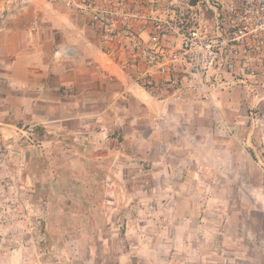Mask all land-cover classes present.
<instances>
[{
    "label": "rangeland",
    "instance_id": "obj_1",
    "mask_svg": "<svg viewBox=\"0 0 264 264\" xmlns=\"http://www.w3.org/2000/svg\"><path fill=\"white\" fill-rule=\"evenodd\" d=\"M204 1L162 3L227 42L217 62L176 21L159 73L70 42L89 22L55 0H0V264H264V47L244 2Z\"/></svg>",
    "mask_w": 264,
    "mask_h": 264
},
{
    "label": "built area",
    "instance_id": "obj_2",
    "mask_svg": "<svg viewBox=\"0 0 264 264\" xmlns=\"http://www.w3.org/2000/svg\"><path fill=\"white\" fill-rule=\"evenodd\" d=\"M68 9L75 10L86 18L89 27L96 34L99 49L103 54L111 52L114 48H126L128 60L132 63H144L155 72L164 73L167 61L166 49L161 37L174 29V23L179 21L185 28L181 43L183 57L194 61V66L202 69L210 67L217 62L222 45L218 36L201 38L195 41L194 34L190 32L189 10L201 11L205 3L199 0L194 6L188 0H183L188 11L182 14L180 20L173 10V3L169 4L168 11L163 10L162 0H55ZM229 0V11L235 13V2ZM244 2V13L252 16L250 25H244L240 33L250 35L253 42L251 47L259 50L264 47V0H241ZM208 9L214 13L213 27L217 34L220 24L216 7L206 2ZM231 41H234V39ZM114 51V50H113ZM107 52V53H106ZM145 85L151 86L153 80L149 75L142 74L138 77ZM155 84V82H154Z\"/></svg>",
    "mask_w": 264,
    "mask_h": 264
},
{
    "label": "crops",
    "instance_id": "obj_3",
    "mask_svg": "<svg viewBox=\"0 0 264 264\" xmlns=\"http://www.w3.org/2000/svg\"><path fill=\"white\" fill-rule=\"evenodd\" d=\"M76 17L80 18V16L77 15V14H76ZM70 30L76 32L74 39H71L70 42H88V40H87L88 39L87 38L88 34L91 35L94 38L95 42H98V38H97L96 34L91 30L90 27H88V28L86 27V28L83 29L81 26L73 25V26H71ZM83 30L85 31V33H83ZM60 42H68V40L61 39ZM65 46H66V43H63L62 46L59 47V50L63 52ZM89 50H91L90 47H89ZM91 54H92V52H91ZM93 61L100 62V63L102 62L101 58L98 56L97 53H93ZM17 63H19L18 60L13 61V65H15ZM25 69L28 72H31V75L37 77V79H39V77H40L41 78L40 82L44 81V83H43L44 84V88L46 87L47 81L49 79V75L47 74V72H43V71L40 72L38 69H36L34 67H29V68H25ZM42 79H44V80H42ZM39 86L42 87L43 85H39Z\"/></svg>",
    "mask_w": 264,
    "mask_h": 264
}]
</instances>
